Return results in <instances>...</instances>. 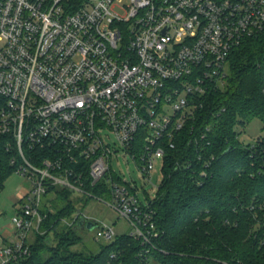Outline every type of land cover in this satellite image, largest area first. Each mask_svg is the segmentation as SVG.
<instances>
[{
	"label": "built area",
	"instance_id": "built-area-1",
	"mask_svg": "<svg viewBox=\"0 0 264 264\" xmlns=\"http://www.w3.org/2000/svg\"><path fill=\"white\" fill-rule=\"evenodd\" d=\"M120 1L0 0V149L29 183L13 232L0 239V264L29 256L49 189L103 200L92 197L84 176L107 189V205L134 228L142 253L154 249L150 202L140 203L135 182L113 176L116 151L104 131L152 184L156 159L163 165L188 130V144L201 150L199 182L208 178L212 128H198L195 115L201 99L225 88L231 53L244 40L264 39V0ZM80 218L93 222L75 212L63 223ZM101 232L108 242L115 237L111 227Z\"/></svg>",
	"mask_w": 264,
	"mask_h": 264
},
{
	"label": "trees",
	"instance_id": "trees-1",
	"mask_svg": "<svg viewBox=\"0 0 264 264\" xmlns=\"http://www.w3.org/2000/svg\"><path fill=\"white\" fill-rule=\"evenodd\" d=\"M227 72L225 88L201 99L195 115L198 128H212L208 151L215 161L208 178L199 182L196 156L201 150L188 144V130L175 139L174 149L165 151L162 182L148 200L158 232L154 249L143 254L137 239L122 235L96 254L72 251L80 243L77 227L63 221L92 198L53 187L42 199L40 234L18 264H264V138L255 142L254 153L234 131L253 118L264 125V39L242 41L228 59ZM220 109L225 111L216 117ZM8 157L0 149V190L14 171ZM84 181L92 197L109 199L107 189L90 185L86 176Z\"/></svg>",
	"mask_w": 264,
	"mask_h": 264
},
{
	"label": "rangeland",
	"instance_id": "rangeland-1",
	"mask_svg": "<svg viewBox=\"0 0 264 264\" xmlns=\"http://www.w3.org/2000/svg\"><path fill=\"white\" fill-rule=\"evenodd\" d=\"M127 2L128 0H121L119 4L123 5ZM234 131L237 134V140L242 145L264 138V125L258 118H253L244 125H237ZM102 134L107 143L116 151L111 155L110 159V168L113 176L118 177L121 181L135 182L139 189L137 197L141 204L146 203L147 200H152L155 197L156 188L160 186L163 179L162 160L157 158L155 161L154 169L151 173L152 184L144 183L132 156L117 144L111 132L104 131ZM28 189V181L16 174H12L5 179L0 190V239L13 232L11 218L16 214L20 196ZM77 209L76 212H82L92 219L95 227L91 231L85 228H77L75 230V234L80 238V243L72 247V251L98 253L100 246L108 244V241L104 240L102 236V225L111 227L115 232V236L131 235L134 232V228L127 219L118 211L109 207L106 200L89 199L84 208L79 210V207H77ZM33 237L31 235L29 238L30 243ZM50 237L53 240V236L51 235Z\"/></svg>",
	"mask_w": 264,
	"mask_h": 264
},
{
	"label": "water",
	"instance_id": "water-1",
	"mask_svg": "<svg viewBox=\"0 0 264 264\" xmlns=\"http://www.w3.org/2000/svg\"><path fill=\"white\" fill-rule=\"evenodd\" d=\"M76 227H77V228H85L86 230L91 231V230L94 229L95 224H94V222H92V221H87V222H85L83 218H80V219L77 221V223H76Z\"/></svg>",
	"mask_w": 264,
	"mask_h": 264
}]
</instances>
